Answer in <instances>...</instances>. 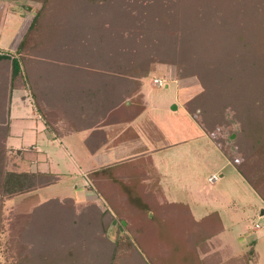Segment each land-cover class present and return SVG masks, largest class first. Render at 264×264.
Returning a JSON list of instances; mask_svg holds the SVG:
<instances>
[{
  "label": "trees",
  "instance_id": "16d2710c",
  "mask_svg": "<svg viewBox=\"0 0 264 264\" xmlns=\"http://www.w3.org/2000/svg\"><path fill=\"white\" fill-rule=\"evenodd\" d=\"M6 1H27L40 5L16 49L12 53H1L0 59L6 60L8 64L9 90L16 88L17 83L22 84V87L29 91L33 105L50 130H53L51 121H56L59 114L62 123L68 121L73 131L114 123L112 115L108 114L112 106L117 108L116 113L121 116L119 118L122 121L134 119L145 108L141 93L142 80L151 74L155 64L173 65L176 80L198 76L203 87L202 93L184 103V109L191 117L197 119L203 113L210 115L217 113L218 116L212 117L210 121L214 129L219 130L223 120L226 119L227 111L232 110L234 121L239 124L238 135L242 140L247 141L248 157L246 161L244 158L236 160L224 153L221 148L220 150L248 186L264 202V0H244L236 27H232L234 23L230 24L229 20L224 19L222 15L218 16L219 20L215 22L212 15L213 7L216 5L214 2L200 4L201 0H187V3L182 0H169L168 7L162 9L164 1L156 0L158 6L153 4L152 7L154 9L159 7L167 13L175 7L176 9L185 8L182 17L177 18L176 15H172L174 11L172 14L164 12L162 16L153 14L151 30L142 29L137 33L141 35L139 40L141 44L149 43L151 48L152 45L161 46L163 41H165L164 45L168 43L166 47L164 46V52L158 51L159 55H163L162 61L157 59L161 57L157 51L153 52L155 55L152 53L151 59L145 57L143 61H137L130 56L127 57L126 53L119 58L115 56L98 58L94 56L95 50L90 55L72 50L74 55L81 56V62H70L71 73L54 75L40 70L35 72L32 69V73L26 70L32 62H40L48 67L54 64L52 59L55 57L52 54L47 55L49 50L46 48L47 45L43 44L44 38L50 42L56 40V47L64 51V54L60 55L61 58L69 56V47L72 48V45L69 46L67 42H63L64 39L72 44L73 42L81 44V38L78 39L75 32L61 33L64 26H68L67 22L70 19L66 14L69 12L73 14L78 2L76 0ZM201 6L206 11L202 15L197 14L203 11H200ZM52 14L62 19L60 22L56 21V28H52L53 23H48ZM99 14L100 12L94 16L98 17ZM199 16L204 17L205 20L200 19ZM208 18L212 23H209ZM224 20L230 26L226 25L224 28ZM37 25L40 27L36 28ZM162 26L165 29H161ZM95 29V26H90L89 23L90 33L95 32ZM86 33L79 37L86 39ZM173 42L177 43V46L170 44ZM66 43L68 49L63 50L64 47L61 48V46ZM52 45L54 44H50ZM126 101H129V106L125 105ZM7 135L8 127H0V226L1 209L5 201L32 193L54 182V179L44 174L7 170L6 164L9 161ZM241 152L244 157V149ZM123 167L124 175L127 177L124 181L116 179L118 181L115 183L118 191L122 192L127 199L126 206L111 207V212H99L97 208H93L91 212L88 211L82 215L83 218H88L86 223L82 221V217H79L82 227L78 229L81 228L82 234L79 232L74 236L75 229L72 228L73 231L70 229L57 239L50 233L53 227L45 225L42 230H39L33 217L35 218L42 206L51 205V202H56L54 200L39 206L29 215H18L12 218L9 225L14 227L12 234L16 236L12 235V238L17 240L18 244L21 241L19 236H23L24 239L32 238L43 244L42 250L51 248V251L40 253L41 255L37 257L29 254L18 259L16 264H83L77 256L81 257L79 252L83 251L78 244V239L85 248H97L98 241L104 243L110 241L106 231L113 221L120 230L124 221L126 228L123 233L118 230L115 240L109 242L111 245L109 253L95 258L102 260V257L106 256L103 260L105 264H208L205 258H200V254L204 253L202 245L206 239L217 235L218 232L211 236L213 232L211 227H206L204 224L210 221L209 218L212 216H217V213H212L196 223L188 219L189 217L182 220L181 216L172 211L169 214L172 216L170 220L175 221L173 224L169 219L161 217L164 209H152L140 201L142 194L139 187L144 179H148L150 168L146 165L133 166L129 163H125ZM151 173L153 175L154 171ZM121 208L128 209L129 215L126 216L124 212H120ZM96 220L101 227L103 235L101 238L95 237L97 236ZM77 223L71 226L77 227ZM102 223L105 226L104 224L102 226ZM24 224L26 226L22 227ZM85 224H87L86 227ZM128 227L130 230H127ZM115 228L117 227L114 226ZM43 235L45 236L43 238H49V240L43 239ZM70 235L78 238L77 241ZM82 236H87V239H82ZM62 239L69 240L66 243L69 245L61 246L67 247L66 249L57 250L56 246H59ZM90 254L94 256L95 253L90 252ZM257 260L255 243L252 242L248 251L240 258L233 259L231 263L243 261L244 264H255Z\"/></svg>",
  "mask_w": 264,
  "mask_h": 264
},
{
  "label": "rangeland",
  "instance_id": "374dc122",
  "mask_svg": "<svg viewBox=\"0 0 264 264\" xmlns=\"http://www.w3.org/2000/svg\"><path fill=\"white\" fill-rule=\"evenodd\" d=\"M76 1L78 3L75 12L73 14L70 12L66 14V16L70 19L67 22L68 26L65 25L61 33L75 32L76 37L78 39L81 38V44L77 42H73L72 44L64 39L63 42H67L69 46L72 45V48L69 47V56H62L63 58H61L60 55L64 54V51H62L59 47H56V40L50 42L47 38H44L43 44H46V48L49 50L47 55L52 54L53 57H55L52 59V63L54 64H52L51 67H48V65L42 63L40 64V62H32L31 65H28L26 71L29 70L30 72L32 69H34L35 72L40 70L44 73H50L52 75L58 73H71L72 67L70 62H81L82 60L81 56L78 54L74 55L72 50L74 52H80L87 55L92 54L91 52L95 50L96 53L94 52V56L98 58L100 56L104 58L112 56L119 58V56H123L126 53L127 57L130 56L137 61H143L145 57L151 59V55H153V52L155 51H157L158 55L159 50V52L165 51L164 46L166 47L168 45V43L164 45L165 41H163L161 46L152 45V49L149 47V43L144 45L141 44L139 41L141 39V35H137V33L142 29L149 31L151 30L150 28L153 25L152 15L158 14L162 16L164 12L167 13L166 10L163 11L162 9L168 7L167 5L169 0H163L165 4L164 8L162 9H159V7H155L156 9H154L152 7L153 4L157 5L155 2L156 0ZM182 1L186 3L188 2L187 0ZM203 2L206 4H208V2L216 3V5L213 7L214 12L212 11L214 13L212 15H214L213 19L215 22H218V16L222 15L224 19L229 20L228 22H230V24L232 22L234 23L232 27H236L235 25H238V17L241 15L240 10H242L241 8L244 6V0H201L200 4ZM39 8V4L32 2H11L0 0V50L2 49L4 51H12V49H16V44H18L22 35L27 31L35 12H37ZM202 10L203 8L201 6L200 11ZM98 12H100L99 16H94ZM182 12H185L184 7L183 9H176L175 7L170 10V12L168 11L167 14L173 13L172 15H176L177 18L178 16L180 17L182 15ZM203 12H206L205 9L202 12H197V14L202 15ZM199 17L200 19L205 20L204 17ZM49 18L50 20H48V23H53L52 28H56V21H62L61 17L53 14L50 15ZM208 20L209 23H212L210 22V18H208ZM226 20H224V28L226 25L230 26L229 23L226 24ZM89 23L90 26H95L96 34L94 31L93 33H90ZM37 27L40 26L37 25L36 28ZM160 28L165 29L164 26ZM85 33L86 39L85 37H79L82 34L85 35ZM67 43L61 46V48L64 47L63 50L68 49ZM88 43L90 44L88 45ZM50 44L54 45L50 46ZM170 44L172 46H177V43L174 44V42ZM54 51L57 52L55 53ZM66 53L65 55H68ZM159 56H161V54ZM162 56L157 57V59L162 61ZM56 64L57 66H55ZM30 73H32V71ZM175 73V66L158 63L152 67L151 74L146 79L142 80V93L144 94L148 109L145 117H147V120H149L151 129L153 128L152 130H157L156 132L159 133L161 130V135H168V133H170L169 136H163L160 139L161 141L157 143L156 137L158 134L152 130H147V133L144 132V134H142L141 139H150L148 142V150L152 152L155 151V149H158V147L160 149V147L162 148L163 146H166L171 141L189 137L185 138L187 143H182L179 145L182 149L188 148L187 151H183L184 155H192L189 158L187 157L186 160L179 162V167L181 168L183 166L182 169L186 175L183 181L185 183V188H191L196 199L200 202L204 203L205 201H210L213 198H219L222 204H229L233 210H228V215L226 218H224L226 226L237 223V232L240 233V235H243V237L245 236V238L249 236V242L253 241L256 243L255 248L257 251H259L261 255L260 257L262 258V262H259V264H264V218L260 217V211L262 208L259 206L261 203L254 195L253 191L248 187V184L241 179L235 168L230 163H226L228 160L224 157L222 151L220 150L221 148L224 153L228 154L232 158H235L236 160H241L244 158L246 161L248 157L246 153L247 141L242 140V138H240L238 135L239 124L234 121L232 110L227 111L228 114L226 119L223 120L219 130L214 129V126L211 125L210 121L212 117L216 118V116H218L217 113L212 115L203 113L197 119L191 117L193 121L200 127V129L196 126L194 128L190 119L187 117V115H184L182 111L183 102L189 99L191 95L195 96L202 93L203 87L200 84L198 76L187 77L182 79L183 81L181 83H178L175 80ZM155 78L162 81V87H157L153 84L152 81ZM183 86L189 89H185ZM169 115L173 116V118H169ZM184 121L185 123L182 125L183 127H179L178 130L174 129ZM139 122L144 126L146 125L144 119L143 121L141 119ZM192 128H194V131L191 130ZM204 134L213 140L217 147L216 150H212V147L208 150L207 145L209 146V142L206 143L207 145L203 144L202 139H204ZM192 135H194V137L199 140L200 143L196 142L195 145H192V142L190 141V136ZM169 139L170 141L167 142ZM76 148L77 149H75V152L76 154H79V158H81L83 154L82 147L76 146ZM243 149L244 157L241 152ZM56 150L58 152V147ZM61 151L63 150L59 149V152ZM17 156L19 157V155L8 154L9 161L6 164V169L8 171L16 170L19 172L15 166L16 162H13L14 158H17ZM157 156L160 157L161 155L159 156V153L154 154L155 159H157ZM55 157L57 156H54V158ZM80 163L82 164L83 162L80 161ZM66 165H71L69 159L66 161ZM157 165H160L159 162ZM123 166L118 167V169L123 170ZM128 167L129 166H127V168ZM51 169L54 173H65L64 171H66V166L62 165L60 161H56L54 162V165ZM211 174H215L218 177V180L214 185H210V183L207 182V178ZM52 179H54V182L56 181L55 178ZM78 180L80 181V177ZM72 181L69 177L63 176L62 180L58 181V183L56 182L50 187L43 188L37 193V195L33 194L38 189L32 193L15 197L3 203L1 209L0 226V264H16L18 259L28 256L29 254L37 257L43 253L51 251V248L42 250L41 247L44 246L43 244L32 238L24 239L23 236H19L21 241L18 244L17 240L12 238L14 227L9 225V222L13 220L12 218L15 216L29 215L34 210L39 208V206L52 200L56 201L51 202V205L42 206L39 213L36 216L34 215L35 218L33 217V219L39 230H42L45 225L53 227L50 233H52L53 238L59 239L62 233L69 231L70 229L72 231L75 229L73 231L74 236L78 235L81 230V228L78 229V227H82L80 222L81 219L79 217H82V215L86 214L88 211L91 212L93 208H97L99 212H111L109 203H107V201L102 196V198L105 200L104 201L102 199L104 201L103 202L97 193V200L94 203H82L80 205H75L72 200L68 198L71 197ZM93 187L95 191V189H97L95 182ZM66 200H70L71 202ZM164 211L165 210H162V212ZM120 212H124L126 216L129 215L128 209L121 208ZM198 215H200V213L194 214L195 217H199ZM25 220H27V218ZM87 220L88 218L82 217L83 222L86 223ZM98 220L95 221V231L97 232V236L95 237L99 236L101 238L103 235L101 234V227L98 223ZM170 221L172 222V220ZM238 221L240 222L239 225ZM113 222L111 225H108L106 231V236L110 239V241L115 240L117 237V232L120 230V227L116 224V222L115 224H113ZM123 222L124 221H122V223ZM74 223H77V227L71 226V224ZM172 223L174 224L175 221ZM103 224L104 223L101 225L103 226ZM86 225L87 224H85V227ZM25 226L26 224H24L22 227ZM114 226L117 228L114 229ZM257 227H259V229H257ZM125 228L126 225L121 227L120 232L123 233ZM127 230H130V227H128ZM79 234H82V231ZM73 235H70L72 236L71 238L74 237ZM43 237L45 236L43 235L42 238ZM63 237H65V235ZM86 237L87 236H82V239ZM43 239L49 240V238ZM73 239L77 241L78 238ZM61 241L62 242L58 244L59 246H56L57 250L66 249L67 247L61 246L69 245L66 244L69 240L62 239ZM110 241H106L105 243L103 241H98L97 248H85L78 239V244L83 248V251L79 252V254L81 253V257H79L80 255H77L80 259V263L103 264V260L104 258L106 259V256H103L102 260L100 258H95H98L103 254L106 255L111 251V245L109 243ZM90 252H94V256L90 254ZM143 257H145V255ZM217 264H226V262L225 260H222L221 262H217Z\"/></svg>",
  "mask_w": 264,
  "mask_h": 264
},
{
  "label": "crops",
  "instance_id": "0c3cea01",
  "mask_svg": "<svg viewBox=\"0 0 264 264\" xmlns=\"http://www.w3.org/2000/svg\"><path fill=\"white\" fill-rule=\"evenodd\" d=\"M14 50L4 51L1 49L0 54L12 53ZM7 65L6 60L0 59V127H8L6 146L9 154L19 155V157L17 156L13 160V162H16L15 166L19 172L40 173L56 179L55 182L46 187H50L56 182L58 183V181L62 180L63 176L69 177L71 181L73 179V183L71 185V197L68 198L75 205L94 203L97 200V193L101 197V200L104 198L109 203L110 207L118 208L126 206L125 201L127 200L125 195L118 191L115 183L118 181L116 179L124 181L127 177L124 175V171L118 169V167L125 165V163L132 164L133 166L146 165L150 168L148 179H152H144L142 181L143 183L139 187L142 194L140 201L146 203L149 208L164 209L167 213L165 211L161 213L163 219L170 220L172 216H170L169 212L174 211L175 214L181 216L182 220L187 219L188 215L190 220L199 223L205 217L210 216V214L217 213V216H212L209 218L210 221L204 224L206 227H211L213 231L211 236L218 233L206 239L203 243L204 253L200 254L201 259L205 258L208 264L221 262L222 260H225L226 264H232L231 261L233 259L240 258L248 251L250 244L253 242L248 241L249 236L245 238V236L243 237V235L237 232V223L230 226H226L225 224L224 218L227 217L228 210L232 211L233 208L229 204H222L219 198H213L204 203L200 202L196 199L191 188H185L183 181L186 175L182 169L183 166L179 167V162L186 160L187 157L189 158L192 155H184L183 151H187L188 148L182 149L179 145L187 143L185 138L189 137L171 142H169V139L167 141L169 143L166 146L160 147V149L158 147V149L152 152L148 150L150 139L142 140L141 136L144 132L147 133V130H152L153 128L151 129L149 120L145 117L148 109L144 94L142 93L143 87H141V93L145 102V108L142 113L132 120L127 119L122 121L119 118L121 116L116 113L118 110L115 109L117 108L112 106L108 114L109 116L110 114L112 115L115 120L113 121L114 123L73 131V128L67 123L68 121H65L64 124L62 123L61 118H59L61 115L59 114L56 117V121H51L53 130H50L33 105L29 91L22 87V84L17 83L16 88L9 90V68ZM176 81L181 83L183 80ZM183 88L185 87L183 86ZM193 96L191 95V97ZM187 100L183 102L182 111L190 119L194 128L196 126L200 129L184 109V103ZM128 104H130L129 101H126L125 105L129 106ZM176 109L178 110L177 107ZM101 117L104 120V115ZM169 118H173V116L169 115ZM141 119L142 121L144 119L145 126L139 122ZM185 121L174 129L178 130L179 127H183L182 125H184ZM194 128L191 130L194 131ZM152 131L156 132L157 130ZM156 133L158 134L156 141L159 143L160 139L163 136H169L170 132L168 135H161V130L160 133ZM190 137L192 145H195L196 142L200 143L194 135ZM202 141L204 145H207L206 143L209 142V146L207 145L208 150L211 147L212 150L217 149L213 140L207 135L204 136ZM76 146L82 147L83 154L81 158L75 152ZM57 147L58 152L56 150ZM59 149L63 151L59 152ZM156 153H159V156L161 155L160 157L157 156V159L154 158V154ZM54 156L57 157L54 158ZM68 159L71 165H66ZM156 160L160 165H157ZM56 161H60L62 165L66 166L65 173L52 172L51 168ZM80 161L83 163L81 164ZM226 163L229 164V161H226ZM151 171H154L153 175ZM212 175L215 174H211L210 176ZM79 177L80 181L78 180ZM241 179L244 181L242 177ZM94 182L97 185L95 191L93 187ZM43 188L38 189L33 195H37ZM253 193L261 203L259 206L262 208L260 217L264 218V202L260 200L254 191ZM196 213H200L199 217L194 216ZM239 224L240 222L238 221ZM255 251L258 256L255 264H259V262H262V258L256 248ZM236 264L244 263L242 261Z\"/></svg>",
  "mask_w": 264,
  "mask_h": 264
},
{
  "label": "built area",
  "instance_id": "2783aa9c",
  "mask_svg": "<svg viewBox=\"0 0 264 264\" xmlns=\"http://www.w3.org/2000/svg\"><path fill=\"white\" fill-rule=\"evenodd\" d=\"M152 82H153V84L156 85L157 87H162V86H163V83H162V81H161L160 79L155 78V79H153ZM217 180H218L217 175H212V176H210V177L208 178V182H209L210 184H214L215 182H217Z\"/></svg>",
  "mask_w": 264,
  "mask_h": 264
},
{
  "label": "water",
  "instance_id": "95a60500",
  "mask_svg": "<svg viewBox=\"0 0 264 264\" xmlns=\"http://www.w3.org/2000/svg\"><path fill=\"white\" fill-rule=\"evenodd\" d=\"M113 224H115V222H113ZM124 225H125V223L123 222V223H122V226H124Z\"/></svg>",
  "mask_w": 264,
  "mask_h": 264
}]
</instances>
